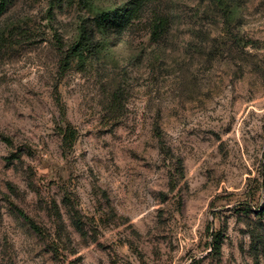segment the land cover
Instances as JSON below:
<instances>
[{"label":"rangeland","instance_id":"374dc122","mask_svg":"<svg viewBox=\"0 0 264 264\" xmlns=\"http://www.w3.org/2000/svg\"><path fill=\"white\" fill-rule=\"evenodd\" d=\"M130 1L0 18V264H264V0H160L123 36L88 20ZM84 22L99 51L63 67Z\"/></svg>","mask_w":264,"mask_h":264},{"label":"trees","instance_id":"16d2710c","mask_svg":"<svg viewBox=\"0 0 264 264\" xmlns=\"http://www.w3.org/2000/svg\"><path fill=\"white\" fill-rule=\"evenodd\" d=\"M13 0H0V18L5 14L8 7ZM160 0H131L123 7L118 8L115 12L101 11L94 15L93 19H88L89 22L92 20L94 27L100 30H113L115 33L123 36L129 31H132L135 25L143 20V17L148 10L149 6L159 2ZM88 22V21H87ZM169 19L167 16L155 15L154 18L149 22V31L152 39L159 41L163 39L169 31ZM91 31L89 30L86 22L81 26V38L80 40L72 45L65 53L63 57V67L70 66L72 62L77 61L78 64L83 65L89 59H91L98 51V45L90 46ZM121 97L116 96L112 103V110L118 111L120 107ZM64 145L72 148L78 139V133L76 129L68 124L65 128L61 129ZM262 188L264 190V172L262 175ZM248 208H243L246 211ZM250 210V209H249ZM257 215L264 216V204L256 210ZM21 215L28 220V217L21 212ZM73 224L80 234L85 236V229L79 218L78 214L73 217ZM33 229L41 233L40 228L31 223ZM257 244L258 248L261 249L264 256V235L258 237ZM212 252L217 255L221 252V240L217 237L212 243Z\"/></svg>","mask_w":264,"mask_h":264}]
</instances>
